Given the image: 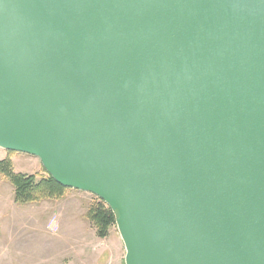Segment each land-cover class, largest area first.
<instances>
[{
  "label": "water",
  "instance_id": "obj_1",
  "mask_svg": "<svg viewBox=\"0 0 264 264\" xmlns=\"http://www.w3.org/2000/svg\"><path fill=\"white\" fill-rule=\"evenodd\" d=\"M0 147L126 264H264V0H0Z\"/></svg>",
  "mask_w": 264,
  "mask_h": 264
},
{
  "label": "rangeland",
  "instance_id": "obj_2",
  "mask_svg": "<svg viewBox=\"0 0 264 264\" xmlns=\"http://www.w3.org/2000/svg\"><path fill=\"white\" fill-rule=\"evenodd\" d=\"M14 170L48 176L41 159L0 147ZM97 195L68 188L61 198L20 204L10 178L0 173V264H126L117 224L99 236L87 218Z\"/></svg>",
  "mask_w": 264,
  "mask_h": 264
},
{
  "label": "trees",
  "instance_id": "obj_3",
  "mask_svg": "<svg viewBox=\"0 0 264 264\" xmlns=\"http://www.w3.org/2000/svg\"><path fill=\"white\" fill-rule=\"evenodd\" d=\"M0 173L8 176L15 189V200L20 204L39 202L45 199L61 198L67 187L58 183L52 176H40L16 172L10 158L0 160ZM87 218L97 228L99 236L106 237L117 220L114 212L102 199L97 198L88 208Z\"/></svg>",
  "mask_w": 264,
  "mask_h": 264
}]
</instances>
